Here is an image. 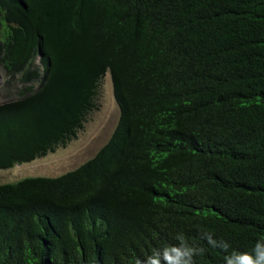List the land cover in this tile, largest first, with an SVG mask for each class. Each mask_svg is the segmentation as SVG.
<instances>
[{
    "label": "trees",
    "instance_id": "1",
    "mask_svg": "<svg viewBox=\"0 0 264 264\" xmlns=\"http://www.w3.org/2000/svg\"><path fill=\"white\" fill-rule=\"evenodd\" d=\"M0 65L22 86L0 169L73 139L107 74L120 111L75 169L0 183V264H136L179 233L223 264L202 232L264 238V0H0Z\"/></svg>",
    "mask_w": 264,
    "mask_h": 264
},
{
    "label": "rangeland",
    "instance_id": "2",
    "mask_svg": "<svg viewBox=\"0 0 264 264\" xmlns=\"http://www.w3.org/2000/svg\"><path fill=\"white\" fill-rule=\"evenodd\" d=\"M38 65L37 59L34 66ZM8 85V87H7ZM39 86L38 80L33 87ZM21 84L18 76L10 78L0 65V103L17 99L15 94ZM120 115L113 95L109 74L105 77L98 95L97 106L86 117L82 129L64 146H59L52 153L29 163L16 165L9 169H0V183L18 180L25 176H57L90 159L105 144L117 124Z\"/></svg>",
    "mask_w": 264,
    "mask_h": 264
},
{
    "label": "clouds",
    "instance_id": "3",
    "mask_svg": "<svg viewBox=\"0 0 264 264\" xmlns=\"http://www.w3.org/2000/svg\"><path fill=\"white\" fill-rule=\"evenodd\" d=\"M40 52L41 49L35 59L38 61L36 66L41 70ZM174 240V243L154 248L147 255L137 259L136 264H196L194 258L204 255L207 251L202 244L190 242L183 233L177 234ZM200 240L206 242L209 247L219 248L225 253L223 264H264V238L258 239L250 251H229L231 247L229 243L223 239H216L215 234L210 232H202Z\"/></svg>",
    "mask_w": 264,
    "mask_h": 264
},
{
    "label": "water",
    "instance_id": "4",
    "mask_svg": "<svg viewBox=\"0 0 264 264\" xmlns=\"http://www.w3.org/2000/svg\"><path fill=\"white\" fill-rule=\"evenodd\" d=\"M40 54H42V53L40 52Z\"/></svg>",
    "mask_w": 264,
    "mask_h": 264
}]
</instances>
